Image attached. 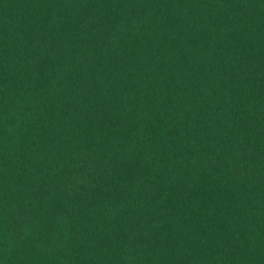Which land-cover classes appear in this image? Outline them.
<instances>
[{
  "label": "trees",
  "instance_id": "16d2710c",
  "mask_svg": "<svg viewBox=\"0 0 264 264\" xmlns=\"http://www.w3.org/2000/svg\"><path fill=\"white\" fill-rule=\"evenodd\" d=\"M0 264H264V0H0Z\"/></svg>",
  "mask_w": 264,
  "mask_h": 264
}]
</instances>
